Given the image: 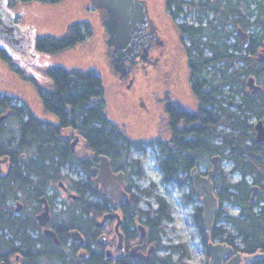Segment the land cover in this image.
<instances>
[{
    "label": "trees",
    "instance_id": "obj_1",
    "mask_svg": "<svg viewBox=\"0 0 264 264\" xmlns=\"http://www.w3.org/2000/svg\"><path fill=\"white\" fill-rule=\"evenodd\" d=\"M42 1L51 5L62 0ZM70 1V5L79 2ZM165 4L177 27L191 36L193 83L204 87L201 93L203 103L218 104L208 112L204 109L200 125L193 124L191 129L196 132L195 136L171 140L173 148L187 152L172 155L175 161L163 167L164 177L178 186L191 183L190 169L198 163L200 153L204 162L206 155L212 153L232 159V171L239 170L242 178L232 181L223 173L214 188L219 203L226 201L240 206V214H225L223 218L241 236L242 251L264 253V141H256L252 121L253 117L264 120V83L260 92H252L247 86L249 76L259 82L264 80V62L255 59L257 50L264 46V0H165ZM185 7L201 13L215 11L218 15L216 28L213 24L214 27L204 30L202 25L177 22ZM75 18L77 20L71 25L64 21L63 25H68V28L64 26L65 33L44 35L40 39L43 48L56 61L48 70L47 85L40 87V99L32 97L34 101L28 106L20 100L22 66L0 42V72L5 81L0 84L4 87L0 88V157L8 156L7 169L0 173V229L8 228V233H0V262L20 254L19 264H39L40 253L27 232L28 227L37 225L35 215L40 209L39 199L44 195L50 199L47 195L49 185L56 186L65 180L61 169L65 163L76 162L88 169L90 161L98 154L106 153L113 158L119 147L113 135L116 126H106L109 121L106 119L107 104L101 75L93 69H76V65L67 62V50L80 46L90 32L86 21ZM239 28L250 30L247 47L237 35ZM21 30L28 29L22 25ZM30 30L34 31L33 26ZM234 32L236 40L229 43ZM204 33H207L206 39ZM206 50L209 55L205 54ZM206 69H210V76L205 74ZM202 75L207 76V80ZM27 90V94H33L29 87ZM17 99L20 105L16 103ZM71 125L85 136L92 154L84 158L74 156L70 141L64 135V129ZM143 172V169L138 171L141 176ZM251 174L255 183L262 187L256 201L251 199V184L247 181ZM89 176L85 183L73 180L74 188L82 195L69 203L70 213L80 212L74 216L71 224L74 227L81 228L77 218L84 214H89L90 220L92 218L93 227V219L98 220L113 206L110 197L100 194L93 173L90 172ZM144 192L149 194L152 189H144ZM16 201L23 204L24 215L14 214ZM222 212L218 210L214 220L216 235L227 232L223 225H216ZM202 213V206H196V222L204 229ZM247 264H264V254Z\"/></svg>",
    "mask_w": 264,
    "mask_h": 264
},
{
    "label": "flooded vegetation",
    "instance_id": "obj_2",
    "mask_svg": "<svg viewBox=\"0 0 264 264\" xmlns=\"http://www.w3.org/2000/svg\"><path fill=\"white\" fill-rule=\"evenodd\" d=\"M145 2L162 43H156L151 46L147 60L138 61L130 78H120L113 72L106 54L107 48L101 15L89 0L77 3V5H70V8L65 9V12L60 17L61 19L65 17L62 23L66 21L69 25L75 23L77 20L75 17L86 21L90 25V32L86 36V40L80 46L78 44V46L76 45L71 50L68 49V51L73 52L82 49L78 51L79 56L82 53L89 54L91 58H86V61L78 65L76 69H93L102 77L105 89L104 100L107 104L106 119L109 121L106 126L108 128L112 124L116 126L113 135L117 139L119 147L116 151V156L113 158L106 153L100 154H105L109 157L111 168L114 172L122 171L124 173L126 195L115 204L112 195H105L101 191L100 183L96 179L100 154L90 161L91 164L88 169L76 162H70V164L79 166L86 171L88 178L84 180L81 177L79 179L76 178V174L63 172L65 180H61L56 186L51 184L47 189V195L52 199H48L44 195L50 206L46 224L42 225L38 218V215L44 210L45 204L40 201V198V209L35 215L37 225L35 228H27V232L34 240L35 248L40 253L39 264H191L189 263V260H192L189 248L191 244L183 239L179 233L180 229L175 225L176 219L170 203L163 196L157 195L155 196L156 205L148 202L150 206L144 207L141 203L142 197L131 192L137 186V177L141 176L138 171L143 169V158L150 154L156 158L157 167L163 173L162 182L178 186L175 182L166 181L163 167L168 165L169 162L175 161L174 157L176 154H185L187 151L173 148L171 140L173 138L188 139L191 136H195L196 132L191 129L193 124L196 126L200 125L204 109L208 112L213 105L216 108L218 102L213 105L204 104L201 98L204 87L193 83V51L191 50L190 34L177 27L176 22L172 20L166 11L165 0H145ZM0 5L15 18L20 28L23 25L28 29L23 31L28 37V41L26 45L24 44L22 50L16 49L5 42H1L3 45L0 44L6 49L7 53H13L17 57L19 60L17 63L22 66L23 77L20 80L23 84L20 90H23L21 97H19L28 106V103L33 100L32 97L40 99V87L47 85L48 70L56 61L43 48L44 46L40 39L44 35L53 36V34L58 32V29L52 25L38 28L37 25L29 24L31 17L43 18V9L45 11V7L48 5H45L42 0H0ZM52 9L55 8L52 6ZM187 10L188 12L185 15L192 11L188 7ZM193 10L198 13L196 20L182 19V23L202 25L205 27L204 30L213 26V24L216 28L215 24L218 21V15L215 11L201 13L197 9ZM32 26L34 31L30 30ZM64 26L68 28L66 23ZM66 28L63 29L64 33L67 30ZM247 31L249 35L250 30ZM237 35L240 38L238 31ZM203 37L206 39L207 33H204ZM263 47H260L256 54ZM206 52L208 53L206 54ZM205 54L209 55L210 52L206 50ZM67 62L70 64V57ZM71 64L74 63L72 62ZM28 65H30L31 69L28 68ZM209 70L206 69L204 71L208 76H210ZM202 78L207 80L208 77L202 75ZM4 82L1 79L0 72V84L3 85ZM28 87L33 94H27ZM70 129L77 132L75 134L70 133V136H65L70 143L76 136L79 137L76 146L82 139L85 140V136L75 126L71 125ZM215 142H217L216 138ZM148 148H151V151ZM71 151L74 153L75 149ZM136 151L139 152V156L134 154ZM215 154L220 153L210 154L212 167V157ZM172 155L175 156L173 157ZM199 158L198 163L194 166H198L202 173L205 174L212 167H210V163L207 164L206 161H202L201 153ZM224 159L221 156L219 160L220 173L213 179L214 185L216 180L223 175L221 164ZM202 166H204V169H202ZM4 170L0 173H3ZM72 170L78 172L76 169ZM90 172L93 173V178L98 184L100 194L112 199L113 206L105 213L113 212L118 216L108 218L102 226H99L98 222L102 220L103 216L98 220L93 219L94 226L92 227V218L90 220L89 214H84L82 217L77 218L82 225L81 228L74 227L71 226L75 219L74 216L80 215V212L70 213L69 203L80 199L82 195L74 188L73 180L85 183L90 177ZM251 183L258 186L254 199H252L253 192L251 190V199L256 201L262 191V187L260 184L255 183L254 179ZM156 184L155 182L150 184L152 191L156 189ZM143 190L141 189V192H144ZM94 199H97V196ZM60 201L64 204L65 210L55 212L53 210L54 206ZM22 210L23 204L21 201H16L14 214L24 215ZM193 221L197 226L199 243L205 253L204 264H210L211 261L217 260V257L213 258V253L210 250L212 244H221L233 248L232 253L221 259V264H226L235 252H241L242 256L250 254L242 251V238L237 235L236 231L235 233L230 232L231 234L229 235V231L226 228V233L216 235L213 226L211 230L202 229L196 222L195 210ZM47 228L54 232L58 241L46 233ZM75 231L78 232L77 237L72 234ZM0 233H8V228L0 229ZM101 236H104L103 242H99ZM238 238H240V241ZM189 241L195 242L196 235L192 233ZM19 260L20 254H16L11 259L9 258L8 261H1L0 263L19 264ZM254 260L255 258L248 263ZM241 264L247 263L242 260Z\"/></svg>",
    "mask_w": 264,
    "mask_h": 264
},
{
    "label": "water",
    "instance_id": "obj_3",
    "mask_svg": "<svg viewBox=\"0 0 264 264\" xmlns=\"http://www.w3.org/2000/svg\"><path fill=\"white\" fill-rule=\"evenodd\" d=\"M89 2L100 12L104 26L106 54L113 72L120 78H130L138 61L147 60L151 46L162 43L145 0H89ZM239 35L242 39V45L247 47L250 42L248 32L239 28ZM27 38L15 18L0 5V42L8 43L12 47L22 50L28 41ZM256 59L259 62H264V47L256 54ZM247 85L252 92H260L263 89V85L257 82L254 76L248 77ZM3 117L4 115L1 118ZM254 128L256 141H264L263 119L257 120L254 123ZM78 141V136L71 141V150L74 151ZM220 158V154H215L212 157L213 167L205 174L198 166H194L190 170V178L193 181L195 192L203 201V225L206 230H211L218 209V198L214 191L213 179L220 173ZM99 159L96 179L100 183L103 194L112 195L115 204H117L126 195L124 173L122 171L116 173L112 170L107 155L100 154ZM7 161V155L0 157V172L4 170L3 164ZM251 190L253 192L252 199H254L258 186L251 184ZM40 201L45 204L44 210L38 215V218L40 223L45 225L50 206L45 196H42ZM115 216L118 215L113 212L105 213L102 220L98 222L99 226H102L108 218ZM46 233L58 241L51 229L47 228ZM72 234L77 237L78 232L75 231ZM103 241L104 236H101L99 242ZM210 250L213 253V258L217 257V260L211 261L210 264H221V259L233 252L232 247L221 244H212ZM262 254V252H257L242 256L241 252L238 251L232 255L226 264H241L242 260L248 263Z\"/></svg>",
    "mask_w": 264,
    "mask_h": 264
},
{
    "label": "rangeland",
    "instance_id": "obj_4",
    "mask_svg": "<svg viewBox=\"0 0 264 264\" xmlns=\"http://www.w3.org/2000/svg\"><path fill=\"white\" fill-rule=\"evenodd\" d=\"M85 0H79L77 3L84 2ZM70 0H62L60 3L55 4V5H48V9L46 8L45 11L43 9V18H31L29 20L30 25H37L38 28L40 27H50L55 26L58 29V32L61 33L63 32L64 25L61 20V14H63L65 9L70 8ZM52 6L55 9H52ZM64 11V12H63ZM187 7H185L184 12L176 19L177 21H182V19H190V20H196V17L198 16V13L196 10H192L191 13L185 15L187 13ZM57 16V18H55ZM57 20V21H56ZM56 21V23H55ZM57 24V26H56ZM230 28V26H229ZM236 33L231 36L230 39H228L229 43H233L236 40ZM82 49H78L80 51ZM77 50L70 52L67 50V56L71 57L72 54L73 56L70 58V63H74L73 65H80L83 62L86 61V58H91L89 54L87 53H82L79 56V52ZM208 52H206L207 54ZM68 57V58H69ZM58 59V58H56ZM72 65V66H73ZM261 83H264V80H261ZM16 103L20 105L21 103L19 100H16ZM252 121L255 123L257 122V118L253 117ZM256 132V131H255ZM77 133L76 131H72L70 127H67L64 129V135H69ZM149 151H151V148H148ZM92 154V151L87 147L85 140H81L80 143L75 147L74 151V156L78 158H84L87 155ZM135 155L139 156V152H134ZM144 164H143V176L137 177V186L133 188L131 193L137 194L138 196H141L142 200L141 203L144 207H149L148 202H152L153 205H156V197L157 195L163 196L171 205L173 215L175 217V225L177 228L180 229L179 233L181 234L182 238L187 240L191 245L189 246L190 248V253H191V259L189 260V263L191 264H204L205 261V253L199 243V236H198V230L197 226L195 225L193 221V213L195 210L196 206H202L203 202L202 199L196 195L194 185L188 182H185L183 186H176L174 184H164L162 182L163 178V173L157 167V160L154 156L146 155L143 158ZM207 164L210 163V167H212V163L210 160V155H206V160ZM234 165V161L230 158H225L221 164L222 167V172L230 178L232 181H237L242 178V175L239 171H232ZM74 166V167H73ZM3 168L6 170L7 169V164H3ZM62 171L65 173H73L74 175L76 174V178H83L84 180L88 178L86 171H84L82 168L79 166H75L74 164L65 163L61 167ZM72 169H76L78 172H74ZM202 169H204V166H202ZM72 170V171H70ZM247 181L250 183L253 181L252 176L247 177ZM157 183L155 186V190L152 191L151 193H144L141 192V189H150L151 183ZM193 189V190H192ZM144 191V190H143ZM55 208L53 209L55 212H62L64 211V204L58 202L54 206ZM219 210H223L222 212V218L219 220L217 225H223L224 228H227L229 232L235 233V229L230 225L227 224L226 221L224 220V215L225 214H232V215H238L240 208L237 205L231 204L230 202H224L223 204L219 203ZM38 213V212H37ZM100 219V218H99ZM196 235V241L190 242L189 240L191 239V234ZM240 241V238H238Z\"/></svg>",
    "mask_w": 264,
    "mask_h": 264
},
{
    "label": "bare ground",
    "instance_id": "obj_5",
    "mask_svg": "<svg viewBox=\"0 0 264 264\" xmlns=\"http://www.w3.org/2000/svg\"><path fill=\"white\" fill-rule=\"evenodd\" d=\"M241 38V37H240ZM260 51V50H259ZM251 91V90H250ZM264 121V120H263ZM256 134V133H255Z\"/></svg>",
    "mask_w": 264,
    "mask_h": 264
}]
</instances>
